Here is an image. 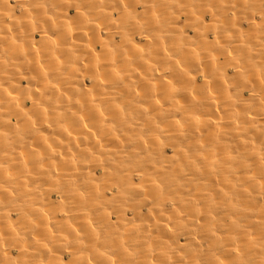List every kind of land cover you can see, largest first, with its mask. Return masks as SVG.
<instances>
[{"label":"bare ground","instance_id":"1","mask_svg":"<svg viewBox=\"0 0 264 264\" xmlns=\"http://www.w3.org/2000/svg\"><path fill=\"white\" fill-rule=\"evenodd\" d=\"M0 264H264V0H0Z\"/></svg>","mask_w":264,"mask_h":264}]
</instances>
